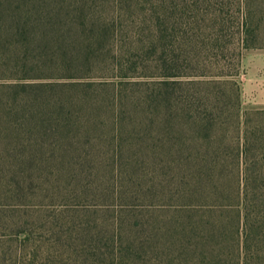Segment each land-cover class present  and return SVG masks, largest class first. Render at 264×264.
Wrapping results in <instances>:
<instances>
[{"label": "rangeland", "instance_id": "1", "mask_svg": "<svg viewBox=\"0 0 264 264\" xmlns=\"http://www.w3.org/2000/svg\"><path fill=\"white\" fill-rule=\"evenodd\" d=\"M83 1L84 9L76 14L98 21L104 56L95 60L100 65L88 75L61 81L90 86L91 92H117L127 85L138 91L162 80L165 72L170 82H179L173 83L169 95L174 93L180 108L171 101L170 109L155 110L152 102L134 112L106 109L103 116L73 111V117L82 121L71 126L72 151L86 150L84 165L89 167L75 166L79 158L75 152L68 175L132 174L144 183L133 191L152 195L124 208L134 214L142 210V220L148 223L121 227L113 236L121 206L75 195L71 205L42 208L46 218L34 223L35 233L11 247L4 244L3 254L8 252L3 259L0 256V263L264 264V116L250 115L264 112V0H247L252 2L248 5L244 0ZM249 7L254 8L250 10L254 19L248 38L240 39ZM163 45L168 54L165 71L157 66L165 59ZM220 73L223 76L217 77ZM212 81L227 83L217 87L224 105L216 110L200 99L201 87ZM245 118L251 121L254 144L243 164L245 157L236 153L245 141ZM195 146L201 147L199 155ZM190 158L221 163V175L233 182L247 174L251 206H260L263 217L254 209L253 225L242 237L234 234L225 212L230 200L219 205L203 198L198 202L179 198L172 178L183 173V162ZM210 168L199 170L210 174ZM161 189L163 194L158 193ZM63 211L68 222L64 229H70V235L59 237L53 225Z\"/></svg>", "mask_w": 264, "mask_h": 264}, {"label": "trees", "instance_id": "2", "mask_svg": "<svg viewBox=\"0 0 264 264\" xmlns=\"http://www.w3.org/2000/svg\"><path fill=\"white\" fill-rule=\"evenodd\" d=\"M79 1L81 7L77 0H0L2 259L8 252L5 249L3 254L4 244L11 247L21 238L29 240L30 235L35 233L34 223L42 222L46 218L42 208L55 204L71 205L75 195L85 201L105 199L121 206L113 224L116 226L113 236H118L117 230L120 233L121 227L130 226L133 229L148 223L147 220H142V210L134 214L124 208L152 195L150 192L147 194L133 191V187L141 189L144 183L132 174L106 177L91 173L68 175V171L74 167L72 164L75 152L79 157L75 166L78 164L82 170L89 167L84 165L86 150L74 147L72 151L71 126L82 121L73 117V111L78 108L80 111H91V114L103 116L101 112L106 109L129 108L134 112L152 102L155 110L166 107L170 109L173 108L171 101L176 108H180L181 103L176 101L174 93L169 95V89L176 86L173 83L179 82H170L166 78L169 74L165 72L162 80L153 83L152 87L149 85L138 91L133 90L130 87L132 85H127L117 92L103 89L91 92L90 86L75 87L61 81L68 77L88 75L93 66L100 65L95 60L104 56V35L100 29H96L99 26L98 21L84 13L76 14L77 10L82 11L85 7L84 1ZM244 1L246 5L252 4ZM248 9L243 24L246 30L243 34L240 32V39L243 35L245 39L248 38V27L254 19L250 11L254 8ZM257 37L258 34L253 36L254 41ZM162 39L161 35L160 40ZM160 52L165 59L157 66L165 71L168 54L164 45L160 46ZM216 76L221 77L223 74ZM226 84L225 81L208 82L201 87L200 99L205 98L203 103L215 110L223 106V94L217 87ZM250 115L264 116V112ZM244 122L245 141L242 148H237L236 154L245 157L243 164H246V158L254 144L250 137L254 133L249 132L252 129L251 121L245 118ZM257 131L261 133L260 130ZM194 148V152L199 155L201 147ZM204 159H186L181 167L183 173L175 176L176 179L172 178L179 198L196 202L203 198L217 201L219 205L230 200L231 204L225 212L230 216L234 234L242 237V234L248 232V226L253 225L254 209H259V216L263 217L260 206H251L248 176L245 173L241 180L236 178L235 182L226 180L220 173L224 168L221 163L215 162L212 165ZM208 166L212 168L210 174H203L199 170ZM232 182L234 189L231 191ZM163 192L161 189L158 193ZM180 214L183 216L184 212ZM66 218V212L63 211L58 220L54 219L55 234L59 237L70 235V229H64V224L68 223ZM194 231L193 228L192 233Z\"/></svg>", "mask_w": 264, "mask_h": 264}]
</instances>
